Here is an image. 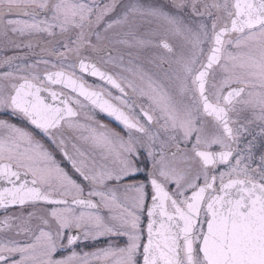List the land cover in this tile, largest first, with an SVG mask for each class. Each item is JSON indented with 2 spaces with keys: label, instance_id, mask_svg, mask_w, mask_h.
Instances as JSON below:
<instances>
[{
  "label": "snow or ice",
  "instance_id": "obj_1",
  "mask_svg": "<svg viewBox=\"0 0 264 264\" xmlns=\"http://www.w3.org/2000/svg\"><path fill=\"white\" fill-rule=\"evenodd\" d=\"M0 264H264V0H0Z\"/></svg>",
  "mask_w": 264,
  "mask_h": 264
},
{
  "label": "flooded vegetation",
  "instance_id": "obj_2",
  "mask_svg": "<svg viewBox=\"0 0 264 264\" xmlns=\"http://www.w3.org/2000/svg\"><path fill=\"white\" fill-rule=\"evenodd\" d=\"M105 123H108V119L106 117H100Z\"/></svg>",
  "mask_w": 264,
  "mask_h": 264
}]
</instances>
